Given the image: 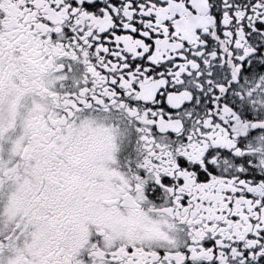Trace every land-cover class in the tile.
<instances>
[{
  "label": "snow or ice",
  "instance_id": "1",
  "mask_svg": "<svg viewBox=\"0 0 264 264\" xmlns=\"http://www.w3.org/2000/svg\"><path fill=\"white\" fill-rule=\"evenodd\" d=\"M0 264H264V0H0Z\"/></svg>",
  "mask_w": 264,
  "mask_h": 264
}]
</instances>
